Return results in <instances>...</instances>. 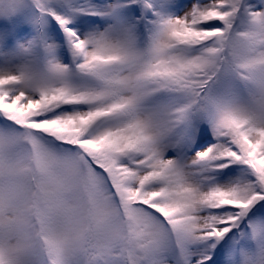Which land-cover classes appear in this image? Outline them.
<instances>
[{
  "label": "snow or ice",
  "instance_id": "6c2138e0",
  "mask_svg": "<svg viewBox=\"0 0 264 264\" xmlns=\"http://www.w3.org/2000/svg\"><path fill=\"white\" fill-rule=\"evenodd\" d=\"M0 264H264V0H0Z\"/></svg>",
  "mask_w": 264,
  "mask_h": 264
}]
</instances>
